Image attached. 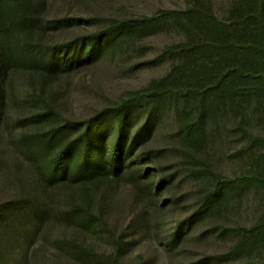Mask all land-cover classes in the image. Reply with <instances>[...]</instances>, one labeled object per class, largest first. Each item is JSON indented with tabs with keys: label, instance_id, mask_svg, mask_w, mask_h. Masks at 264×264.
<instances>
[{
	"label": "rangeland",
	"instance_id": "rangeland-1",
	"mask_svg": "<svg viewBox=\"0 0 264 264\" xmlns=\"http://www.w3.org/2000/svg\"><path fill=\"white\" fill-rule=\"evenodd\" d=\"M208 1L217 17L228 22L238 0ZM192 4L193 0H47L36 31L23 39L42 55L116 23L125 34L113 50L53 79L29 65L15 67L0 122V205L34 184L36 167L25 141L49 136L65 145L76 131L70 122L115 111L133 93L153 85L175 83L170 75L184 66V59L168 49L188 37L171 14L181 15ZM154 16L165 17L155 25H136V20ZM192 107L168 95L156 109L129 108L130 134L146 127L130 169L136 176L128 170L101 184L63 187L55 216L29 243V253L5 262L0 254V264H264V243L228 255L244 230L264 217V185L228 186L212 209L197 214L215 182L206 167L226 178L248 175L259 167L264 149L252 136H264V108L256 100L232 107L220 104L215 117L205 122V137L196 142L180 133L188 112L196 111ZM114 111L107 114L109 120ZM74 203L87 204L99 220L84 226L63 216Z\"/></svg>",
	"mask_w": 264,
	"mask_h": 264
},
{
	"label": "trees",
	"instance_id": "trees-1",
	"mask_svg": "<svg viewBox=\"0 0 264 264\" xmlns=\"http://www.w3.org/2000/svg\"><path fill=\"white\" fill-rule=\"evenodd\" d=\"M46 4L47 0H0V122L7 110V82L15 67L29 65L43 77L53 79L113 50L125 34L116 23L59 44L42 55L29 41L23 44V39L36 31ZM171 15L188 37L168 49V53L184 59V66L170 75L174 84L153 85L133 93L115 111L108 109L88 120L70 122L76 131L65 145L49 136L25 141L36 177L31 187H23L20 196L0 205V254L4 262L13 255L18 258L21 253H29V243L55 216L58 193L63 187L101 184L111 177H121L135 166V150L146 127L130 134L129 108L156 109L168 95L174 96L178 104L193 105L196 111L188 112L180 124V133L196 142L205 137V122L208 116L215 117L220 104L232 107L236 102L239 106L256 100L264 108V0H238L228 22L217 17L208 0H193L181 15ZM165 16L136 20V25H155ZM112 111L109 120L107 114ZM252 140L264 149V136H252ZM206 170L215 176V182L199 205L197 214L202 215L212 209L228 186L264 185V152L257 170L248 175L226 178L208 167ZM129 173L136 176L131 170ZM67 214L63 216L84 226L99 220L87 204L74 203ZM182 230L183 226L177 237H181ZM244 231L243 239L228 255L242 254L264 243V217Z\"/></svg>",
	"mask_w": 264,
	"mask_h": 264
}]
</instances>
